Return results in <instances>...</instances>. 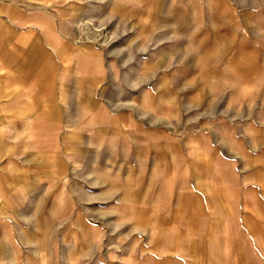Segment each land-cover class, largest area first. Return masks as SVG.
I'll return each mask as SVG.
<instances>
[{"label": "crops", "instance_id": "1", "mask_svg": "<svg viewBox=\"0 0 264 264\" xmlns=\"http://www.w3.org/2000/svg\"><path fill=\"white\" fill-rule=\"evenodd\" d=\"M177 1L169 42L123 58L134 31L107 49L55 19L120 9L151 33L163 0L135 17L131 0H0V220L49 210L78 251L88 224L137 264H229L227 240L262 243L264 0Z\"/></svg>", "mask_w": 264, "mask_h": 264}, {"label": "rangeland", "instance_id": "2", "mask_svg": "<svg viewBox=\"0 0 264 264\" xmlns=\"http://www.w3.org/2000/svg\"><path fill=\"white\" fill-rule=\"evenodd\" d=\"M148 0H131L127 6H131L132 17L140 15L145 7L147 8ZM178 4L177 0H163L161 21L158 25V30L151 33H139L131 26L123 16V11L118 9V16L113 18H102L98 21L83 20L78 21L77 17L73 18H58L55 19L58 24L71 25L76 27H95V31H92L91 39H94L96 43L105 46L107 49L112 47H120V44L126 41L129 36L124 32L128 28L130 31H134L136 36L131 39L130 49L119 50V53L123 55V58L128 54L134 52L133 56H140L142 50L147 45L157 44L158 38L161 36L169 42V36L167 33L170 31L171 21L176 14L174 9ZM76 13V12H75ZM57 24V23H55ZM151 24V22L149 23ZM165 25V26H164ZM28 203L27 205H29ZM85 212V211H81ZM49 210H31L23 205L20 209L7 210L3 215L0 223V264H137L132 263L131 258H126L122 255L123 250L129 247L127 242L119 241L109 243L106 241H100V236L94 239L87 233H93L91 227L86 226V241L82 242L80 251L76 246L74 240L70 239L67 233L69 227L67 225H51L46 226L48 221L47 215ZM86 213V212H85ZM84 213V214H85ZM92 214V210L87 211L86 215ZM86 216V217H87ZM40 224H36V223ZM66 231V232H65ZM230 237H238L237 226L232 225L230 229ZM94 234V233H93ZM91 238V240H90ZM242 238H238L235 241L227 240L225 245H234L233 248L237 251L231 253L229 264H241L248 259L253 264H264V239L261 242L256 241V244L252 246L251 241L241 242ZM215 244V243H214ZM113 249V250H112ZM258 251L262 258L250 257V253ZM249 257H246V255ZM243 255L244 258L238 257Z\"/></svg>", "mask_w": 264, "mask_h": 264}]
</instances>
